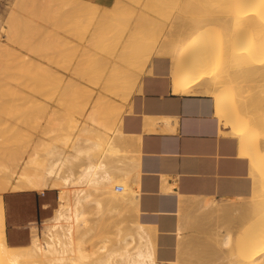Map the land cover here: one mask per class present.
Returning <instances> with one entry per match:
<instances>
[{
	"label": "bare ground",
	"instance_id": "obj_1",
	"mask_svg": "<svg viewBox=\"0 0 264 264\" xmlns=\"http://www.w3.org/2000/svg\"><path fill=\"white\" fill-rule=\"evenodd\" d=\"M167 1L169 0L152 1L150 10L152 14L138 12L136 27L129 23L133 7L131 9L132 5L125 0H114L108 7L90 0L16 1L17 9L24 14L11 10L5 25L0 28L5 34V37L3 36L5 41H0V76H3V71L9 70L11 75L8 76L11 78L10 72L16 69L15 72H19L24 79V83L18 81L21 87L25 84L26 87L23 88H27L29 82L32 91L35 89L37 93L46 91V95L54 91V87L49 91L45 88H51L48 86L50 82L59 83L64 75L61 77L62 74L59 73L60 75L57 76L51 65L67 68L74 58L73 53L76 52V46L72 50L71 41L63 37L71 48L68 50L72 51L65 53L64 50L63 54L58 52L59 55L55 52L62 45L67 49L65 41L58 38V33L52 29V27L57 28L61 22L59 25L66 29L64 30L66 34L69 31L68 35L76 36L75 39L79 38L78 40L85 42L72 64L70 74L73 72L74 76L84 77L88 83L100 85L102 92L92 96V90L87 85L73 78L67 79L56 104L60 102L66 107L70 105L68 106L72 108V110L68 108L70 113L75 116L77 123H81V126L77 127L74 124L70 126L73 130L65 133L64 122L57 120L48 130L51 132L48 139H42L38 145L33 146L32 152L17 158L13 166L0 163V264L170 263L156 261L151 229L138 222L136 218L138 191L135 186L139 169L137 168L139 152L137 145L134 146L135 140L128 139L119 128L123 106H119L116 100L107 95L111 93L126 102L140 72L153 54H167L172 57L171 78L174 91L180 93L202 91L213 96L214 114L220 123V133L237 138L238 155L245 156L249 160V176L252 184L258 181L260 174L264 184V103H262L264 101V0H186V3L184 0L183 3L187 7V11L183 10L185 15L199 13L202 8L212 10L210 16L191 18V22L190 18L183 20L181 17V20L180 16L175 14L173 22H178L176 18L183 23L185 21L184 25L187 28L185 32L180 27L172 30L170 26L166 31L164 29L166 26L161 25L169 19L165 5L169 3L170 6L176 2L174 0L172 4L171 0ZM130 2L133 3L132 0ZM183 3H181L182 7ZM190 5L196 6V9L200 7L201 10L198 8L194 11L195 7L189 8ZM170 8L173 9L172 6ZM170 8L168 14L173 11ZM182 9L178 11L182 12ZM188 9H192V12ZM207 10L206 13L205 11L200 13L207 14L210 12ZM59 17L62 21L57 23L58 21L54 20L57 21L55 24L53 19ZM40 20L43 21L42 23L50 22V27L41 25ZM29 23H34V26L30 27ZM158 23H161L159 29H155ZM32 28L38 30L35 35L37 39L35 37L34 43H29L27 38ZM208 30L213 32L215 30L214 34L217 37L214 40L218 43V48L215 47L216 43L213 40L211 42L215 43L212 47L217 49L216 52L212 51L211 43L208 41ZM57 42L60 46H57ZM63 42L64 44L61 45L60 43ZM10 44L24 47L28 52L38 56L39 60L28 54L19 55L16 48ZM222 56L226 62L227 57L230 58L229 67L236 62L233 66L239 64V67L233 69L227 68L226 65V67H217L212 59L215 58L216 61L218 57V61ZM246 71L256 73L254 78H250L253 80L250 81L252 84L247 82L248 79L246 81L250 84L246 86L248 90L244 89ZM257 77L260 79L259 82H262L256 81L258 86L254 81L258 80ZM17 80L12 81L17 83ZM226 81L230 82L228 86L224 85ZM11 88L12 90L8 89L7 92L9 96L15 91L14 87ZM18 91L20 92L17 89L14 96L17 97ZM23 93L20 95L21 98L18 96V100L11 96L12 102L5 101V98L3 103L0 100V104L7 102L24 104L25 99L30 96L27 97V94L25 96ZM68 95H73L72 104ZM8 97L7 99L10 98ZM38 104L43 102L39 101ZM0 120V125H4V122L2 123L4 118ZM6 122L4 132H9L12 127L16 129H13L11 134L21 129L15 123L11 127L12 122L8 124ZM6 142L7 138H3L0 134V150L5 148ZM261 147H263L262 158L257 159L256 153ZM117 185H120L121 189L118 190ZM44 189L57 190V205L53 213L42 220L44 224L42 240L40 241L36 230H30L26 245L9 246L5 240L2 194L6 191L42 192ZM200 197L202 198L193 196L182 200L180 211L186 207L194 210L212 207L214 211L223 214L228 212V204L212 200L211 197ZM239 199L234 202L233 207L238 215L260 216L256 217L257 224L247 221L244 223L245 227L252 229L249 228L247 235L244 233L245 237L236 238L235 247L239 249L238 253H235L238 256L236 259L234 257L231 264H252V262L264 264V220L261 221L264 218L262 217L264 193L262 195L256 193L247 200ZM127 215L132 219L128 221L130 224H124L127 222ZM195 217L194 215L191 219L195 220ZM102 225L107 226V235L101 236L100 244L95 245V248L87 249L86 241L97 230H102ZM181 230L180 226L177 231L179 235ZM229 241V234L226 233L223 244ZM190 246L187 248L191 249ZM261 254H263L262 258H259Z\"/></svg>",
	"mask_w": 264,
	"mask_h": 264
},
{
	"label": "crops",
	"instance_id": "obj_2",
	"mask_svg": "<svg viewBox=\"0 0 264 264\" xmlns=\"http://www.w3.org/2000/svg\"><path fill=\"white\" fill-rule=\"evenodd\" d=\"M90 1L109 6L114 0ZM171 65L170 55L150 57L123 103L119 128L135 140L139 152L136 218L151 229L156 261L176 264L182 253L195 255L194 242L179 251L183 237L182 232L177 233L180 202L193 196L212 200L245 197L252 190V180L248 158L238 155L237 138L220 133L213 96L202 91H174ZM12 193L23 196L19 206L23 213H13L9 222L4 211L5 240L9 246L19 247L29 241L28 225L50 216L54 198L50 190ZM9 228L14 238H10ZM203 247L208 246L203 243Z\"/></svg>",
	"mask_w": 264,
	"mask_h": 264
},
{
	"label": "rangeland",
	"instance_id": "obj_3",
	"mask_svg": "<svg viewBox=\"0 0 264 264\" xmlns=\"http://www.w3.org/2000/svg\"><path fill=\"white\" fill-rule=\"evenodd\" d=\"M16 1L17 0H0V28H1L2 25H5V21L7 19V16L9 15L11 10L13 11V9H14L17 12H20V13L24 14V12H21V10L19 11V9H17L16 5H17L18 2L16 3ZM38 1H41V0H38ZM125 1L132 5L131 9L133 7V11L131 12V18H130V22L129 23L132 24L135 27L137 26V23H138L137 22L138 15H139L138 12H145V13H148V14H152V12H150V10H151L152 1H154V0H151V1L150 0H148V1L147 0H140V1L138 0L139 4H138V2H136L137 0H132L133 3L130 2V0L129 1L125 0ZM169 1H167V2H169ZM183 1L184 0H176V2H177L176 3L174 0H171L172 4H173V2H175V4H173L175 6H173V5L169 6V3L166 2L167 5H165V12H166V15L169 16L168 17L169 19L165 20V22H162V24L158 23V26H156L155 29H159V26L161 24L163 27L166 26L164 28L166 31L169 28L168 26H170V28H173L172 30H176L177 28L179 29V27H180V29H182V31L185 32L187 30L186 25H184L185 21L183 23L178 18H176L178 22H173L175 20V18H174L175 14L179 15L180 16L179 18L181 20H182V18H183V20H184V18H190V22L192 21L191 18L195 19V18H201V17H204V16H210V13H211L212 10H207L206 9L208 12L209 11L210 12L207 13V14H201V13H203V11H205V13H206V10H203V8L201 10L200 7H197V9L199 8L201 10V11H199V13L201 12L200 15H196V14H199V13H196V12H194L195 14H193V15H190V14L189 15H187V14L185 15L183 10L186 9V11H187V7H186V5H184V3H186V0H185L184 3H183ZM144 3L146 4L147 7L145 6ZM181 3H183L182 4V5H184L183 7L181 6ZM166 6L168 8H170L171 6L173 7V9L170 8V9L173 10V11L171 10L172 12H170L171 15L168 14L169 12H167L168 8H166ZM179 6H181V7H179ZM187 6H189V5H187ZM190 6L191 7H189V8L195 7L194 9H196V6H193V7H192V5H190ZM104 7H108V6H104ZM181 8H183L182 12L178 11V9H181ZM197 9L194 10V11H197ZM189 11L192 12V9H190ZM186 13H188V12H186ZM60 18L61 17L54 18L53 21L54 20L58 21V22L54 21V23L55 22L59 23V21H62V19H60ZM172 18H173V20H172ZM171 20H172V24H170ZM39 22L44 27H50V25H49L50 22H48V23L44 22L46 24L42 23L43 22L42 20H40ZM176 23H179L178 24L179 26ZM186 23H187V21H186ZM31 24H30V27H33L34 23H31ZM59 24H58L57 28L55 26H54L55 28L52 27V29L54 31H56V33H58V35H59L58 38H60V39L64 38L67 41L69 40V42L71 41L70 45L72 47V50L74 49V46H76L77 49L75 48L76 52L73 53V55L74 54L75 55H74V58L72 57L73 59L71 60L70 65L67 67L68 69L65 68L67 70H65L64 67H62V66L61 67H62L63 70L61 69V67L54 66V64L51 65L53 67L54 71L56 72L55 74L57 76H58L59 73L62 74L61 77L64 75L62 80H60L59 83H57L55 81V83L53 84V82H54L53 81V82H50L51 85H50V83L48 85L47 84L48 81L45 82L46 86L48 85V86L51 87V88L46 87L45 89H48V91H49V90H51L54 87L55 88V89L53 88L54 91H50L51 93L48 92L49 94H46V95H45V93H47L46 91H44V93L42 92L40 94V93H37L38 91L36 92L35 89H33L35 91L34 92V91H32L31 85L28 84L29 82H27V85H28L27 88H23L25 86V84H24V86L22 84L23 87H21L20 83H21V81L24 83V79L22 78L23 76H21L19 74V72L18 73H17V71L15 72L16 69L12 70V71L10 69V71H11L10 73H12V77L11 78H10V76H8V75H11V74H9V70L8 71H3L2 72L3 76L2 77L0 76V79L2 80V83H1V80H0V100H1V102L4 101L5 98H6L5 101H10L11 100V102H12L13 98H11V96L18 100L20 95L23 92L25 93V94L23 93L25 96H26V94H27V97H28V95L30 96L29 98L25 99L26 101H24V104L21 102L22 101L21 99L19 101V102H21L20 104L19 103L18 104H10V102H9V104H8V102H7V104L6 103L5 104H0V119L4 118V121H2V123L4 122V125H5V121H7L6 122L7 124H8V122H12L11 123V127H12V124L15 123V125H17V126H19V128H21V129H17L15 133L11 134V132L14 131L13 129H16V127H12L10 129V125H8V127H9L8 129H10V131L6 128L9 132H4V131H6L4 127H6L7 125L6 126H4L2 124L0 125V134H1V136L3 138H5V137L7 138V142H6L5 148L1 149V150H3L2 152L0 150V163H4L5 165H8V166H13L14 163L16 162L17 158H20L21 156H24V155L29 154L30 152H32L33 146L38 145L41 142L42 139H44V140L48 139V137L51 134V132L48 131V130L50 129V127L53 126L54 122L57 121V120H62L64 122L65 130L63 132H65V133L71 132L73 129L70 126H72L74 124L77 125V127L81 126V123L80 122L77 123L75 121V116L70 113V111L68 109V108H70V107H68L70 105H68L66 107L65 105H62V103H60V102H59V104H56L57 103L56 101L58 100L57 97H58V95L60 96L59 93H61V90L63 89L64 83H65V81L67 79L73 78V79L78 80L82 84L87 85L92 90L91 91L92 92V96H95L98 92H102V90H101L102 88H100V85H93L91 83H88L87 80L84 77H81V76H78V75H77L78 77L74 76L73 72H72V74H70L71 71H72L71 70L72 69V64L76 60V58H77V56H78V54H79V52L81 50V47H82V45L85 44V42L82 41V40H78L79 38L75 39L76 36H74L73 34L72 35L74 37H71V34L68 35L69 31H67V34H66V32L64 31L66 29L62 28L63 26H60ZM180 24H182V25H180ZM34 30L36 32H34ZM211 31L207 32V35H208V38H209L208 41L211 43L210 45H211L212 51L216 52L217 51L216 48H218L217 47L218 43H216L214 39L217 36L214 34L215 30H214V32L213 31L211 32ZM31 32H30V36L27 38V40H29V43L30 42L34 43L35 37H36L35 35L38 33V30L36 28H32ZM3 33L4 32L1 31V29H0V41H5V38H4L5 34H3ZM33 39H34V41H33ZM36 39H37V37H36ZM212 40H213V42L216 43V44L214 43L216 45L215 46L216 48L214 46L212 47V44H213L211 42ZM67 41H65V45H66L67 49H65L63 47V45H62V44H64V42L60 43L62 46L58 47V49H56L55 52H57V54H58V52H59V54H63L64 50H65V53H69V52L72 51V50L70 51L71 48L67 45L68 44ZM72 43H75V45H73ZM10 45L12 47L16 48L17 53H20L19 55L28 54L29 56H31L33 58H37L39 60L38 56H36L35 54H33L31 52H28L24 47L19 46L17 44L16 45L15 44L14 45L10 44ZM78 45H79V47H78ZM57 46H60L58 42H57ZM57 46H56V48H57ZM89 47H90V45H89ZM21 48H24V49H21ZM68 48H70V49L68 50ZM59 50H62V51H59ZM222 57H223V59H222ZM222 57H220L221 59L218 60V61H217L218 57H217L216 61H215V58L212 59V61L216 62V65H218L217 67H219V66H223L224 67L225 65L229 69L230 68L233 69L235 67H239V64L236 65V66H233L237 62L234 63L231 67H229L231 65L230 61H229L230 58L227 57L228 60L226 62V60L224 59V56H222ZM213 64L215 65V63H213ZM55 65H58V64H55ZM141 72H140V74H141ZM244 73H245V79H246V80L244 79L245 80L244 83H246V81L248 79L247 82L252 84L250 81H253V80H250V78L251 79L254 78L253 76L256 75V73L253 74L251 71H246ZM5 78L6 79L8 78V80H6ZM79 78H81V79H79ZM9 79H11V80H9ZM17 79H19V80H17ZM257 79H258V77H257ZM262 79H263V77L261 78V81H262ZM12 80H17V83H15L16 81L13 82ZM254 81H255V85H256L257 82L258 83H262V82H259L260 79H258V80L255 79ZM263 82H264V79H263ZM18 83H19V85H18ZM45 83H43V84H45ZM258 83H257V86H258ZM43 84H42V87H43ZM229 84H230V82L226 81L224 85L228 86ZM250 84L246 83V85L244 86V89L248 90V87L246 88V86L250 85ZM8 86H9V88H8ZM11 87H14L15 91L13 93H10V96H9L8 95L9 93L7 94V92H9V90H12ZM30 88H31V91H29ZM40 88H41V86H40ZM17 89L20 90V92L18 91L19 93H18V95L16 97L14 95L17 93L16 92ZM2 93H4V94H2ZM37 94H39V95H37ZM107 95L110 96L111 98H113L114 100H116L119 103L118 104L119 106H121V105L123 106V103L125 102V100L117 98L118 96L115 97L114 95H111V93H107ZM43 96H44V98H43ZM71 96L73 97V95H68V98L70 97L69 100H71L70 104H72V101H73V98H71ZM7 97L9 99H7ZM63 97H65V96H63ZM32 98L33 99L35 98V100L37 102H35V100H33ZM29 99L33 100V103L30 100L31 104H29L30 103V101L28 102ZM39 101H40V103L43 102V104H38ZM262 101L260 100V102H262ZM13 102H14V100H13ZM27 102H28V104H26ZM262 103H264V101ZM66 104H67V101H66ZM70 109L72 110V108H70ZM10 118H12L13 120L10 119ZM31 119L32 120L34 119L33 122H32ZM0 123H1V120H0ZM2 127L4 128V130H3ZM56 133L58 134L59 132H56ZM262 152H263V147H261V149L258 151V153H256V158L257 159H261L262 158ZM262 178L263 177H262L261 174L258 175V181L255 184H252V190H251L250 194L248 196L238 197V198H240L241 200H247V199H250L256 193H260L262 195L264 193V184H263V179ZM44 190H50L51 197L54 198V200H52V202H51V210H50V214H49V215H51L53 213V209L57 205V190L56 189H44ZM34 192L38 193L39 191H34ZM4 193L6 194L5 195V201L6 202H4V211H5V213L8 214V220H9V222H11L13 220V213L16 214L17 216H20L23 213V209H20V207H19V206H21L23 196H14L11 191H6ZM238 198L214 199V200H216V201H218L220 203L224 202V203L228 204V212L226 214H223L222 212L214 211L212 207H201L200 209L198 208L196 210L187 207L188 209H183L181 212H179L180 226L181 227L183 226V228H182L183 230H181V232L183 233V237L181 238V242H180V245H179V251H181V253H182V251L186 248V246L188 244H192V242L194 241L192 246L195 248V255H193L191 257H188L185 253H182L176 259V264H223V263L224 264H231V262L234 259V257H235V259L237 258V256H238L237 253H238V249L239 248L235 247L236 243H237V241H235V240H237L239 237H245V234L247 235V233H248L247 231H249V228H250V227H248V228L245 227L244 223L246 221H247V223H254L255 220L257 219L256 217L260 216V215H258V216L257 215H248V216L244 217V216L238 215L237 212L233 208L234 205H235L234 202L235 201L237 202ZM191 215H193V216H191ZM194 215L196 216L195 217L196 219L192 220L191 217L193 218ZM262 217H264V213H262ZM130 219H131V217L128 216L126 218L127 222L126 223L124 222V224H128L132 220V219L131 220ZM190 219L192 220V222H191ZM231 220H233V222H231ZM263 220H264V218L261 221H263ZM193 221L194 222L197 221V223H194ZM261 221H259V223ZM257 223L255 222L254 224H257ZM43 225L44 224H43L42 220L38 221L37 223H32V224L28 225V226H30V230H32V231L36 230V232L39 235L40 241L43 238V233H42L43 232ZM191 225H196L199 228H195V227H193ZM180 226H179V228H180ZM100 229H101V227H100ZM250 229H252V228H250ZM102 230H100V231L97 230L96 233H94L91 236V238H89L86 241L85 246H86L87 249H90V247L95 248V245L97 246V245L100 244L99 240H100L101 236H103L105 234L107 235V233H108L107 226L102 225ZM181 232H180V234H181ZM226 233L229 234V240L230 241L227 244H223V239H224V236H225ZM9 236H10V238H14V235L12 233V229L11 228H9ZM234 242H236V243H234ZM203 243H206L208 247H203ZM26 244H24V245H26ZM108 245L110 246V244H108ZM235 252H237V253H235ZM227 255H228V257H227ZM262 255L263 254H261L260 255L261 257H259V258H262ZM252 264H253V262H252Z\"/></svg>",
	"mask_w": 264,
	"mask_h": 264
},
{
	"label": "built area",
	"instance_id": "obj_4",
	"mask_svg": "<svg viewBox=\"0 0 264 264\" xmlns=\"http://www.w3.org/2000/svg\"><path fill=\"white\" fill-rule=\"evenodd\" d=\"M116 188L119 190V189H121V186L120 185H117Z\"/></svg>",
	"mask_w": 264,
	"mask_h": 264
}]
</instances>
